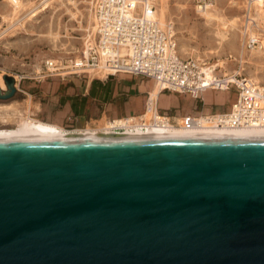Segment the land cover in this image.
<instances>
[{
    "label": "water",
    "instance_id": "95a60500",
    "mask_svg": "<svg viewBox=\"0 0 264 264\" xmlns=\"http://www.w3.org/2000/svg\"><path fill=\"white\" fill-rule=\"evenodd\" d=\"M0 264H264V136L0 139Z\"/></svg>",
    "mask_w": 264,
    "mask_h": 264
},
{
    "label": "built area",
    "instance_id": "2783aa9c",
    "mask_svg": "<svg viewBox=\"0 0 264 264\" xmlns=\"http://www.w3.org/2000/svg\"><path fill=\"white\" fill-rule=\"evenodd\" d=\"M211 0H198L197 12H205ZM264 0H244L240 19L241 44L245 50L264 49V20L257 15L256 7ZM156 0H93L92 14L94 30L84 45V54L79 59H70L64 66H57L55 60L44 62L45 72L35 76L18 75L16 80L33 79L54 75L93 74L107 79L118 75L137 76L150 80L159 87V94L168 92L188 95L195 102L205 103L203 94L207 91L232 93L233 99L226 110L220 112L184 114L183 127H197L201 116L213 121L215 126L226 128H264V86L243 78L237 71L211 74L192 58L180 56L173 23L161 26L155 14ZM209 68V67H208ZM63 72H60L62 70ZM212 71L215 72L213 67ZM1 72V69H0ZM3 73V72H1ZM151 117L146 120V111ZM144 112L125 115L123 124L112 126L116 118H107L101 127L92 124L88 135L120 136L125 128L133 125H166L180 127L177 113L158 107L146 92ZM99 122L100 121H96ZM65 132L77 135L83 126H64ZM85 131V130H83ZM85 133V132H83ZM97 136V135H94Z\"/></svg>",
    "mask_w": 264,
    "mask_h": 264
},
{
    "label": "rangeland",
    "instance_id": "374dc122",
    "mask_svg": "<svg viewBox=\"0 0 264 264\" xmlns=\"http://www.w3.org/2000/svg\"><path fill=\"white\" fill-rule=\"evenodd\" d=\"M42 1L0 0V32L18 18L29 12H36L34 16H25L21 24L10 27L0 39V69L3 72L0 74L13 77L35 76L45 72L44 62L47 59L55 60L57 66L62 67L66 61L82 56L85 42L94 30L93 0H52L41 10L43 5H38ZM197 2L198 0H167L165 19L173 22L180 56L214 67L215 74L237 71L243 78L252 79L264 86V49H244L241 54L240 19L244 0H211L207 12H212L216 19L205 18L202 12H197ZM241 56L246 61L243 64L240 62ZM169 94L166 91L160 93L159 108H166ZM179 96L180 106L171 109L179 118L184 117V114H197L194 106L204 113L226 110L233 99L232 93L208 91L203 94L205 103L202 105L186 95ZM31 105L32 99L19 91L9 99H0V115L7 113L13 116L7 117V121L0 117V128L18 127L19 116L22 115L37 118L31 112L32 108L29 109ZM187 106L192 107L188 112ZM106 120L107 118H103L100 123L92 122L86 127H93L94 123L100 124L96 125L99 127Z\"/></svg>",
    "mask_w": 264,
    "mask_h": 264
},
{
    "label": "crops",
    "instance_id": "0c3cea01",
    "mask_svg": "<svg viewBox=\"0 0 264 264\" xmlns=\"http://www.w3.org/2000/svg\"><path fill=\"white\" fill-rule=\"evenodd\" d=\"M16 84V91L32 99L31 112L57 126H88L103 118L142 112L146 92L154 86L152 81L137 76L118 75L103 79L90 74L16 80ZM179 99V95L170 93L164 109L178 108ZM190 108L187 106L186 112Z\"/></svg>",
    "mask_w": 264,
    "mask_h": 264
},
{
    "label": "bare ground",
    "instance_id": "6f19581e",
    "mask_svg": "<svg viewBox=\"0 0 264 264\" xmlns=\"http://www.w3.org/2000/svg\"><path fill=\"white\" fill-rule=\"evenodd\" d=\"M13 1V0H12ZM52 0H43L41 3H39L38 6L43 5V10L45 8V5L48 2H51ZM211 6V5H210ZM38 8V7H35ZM168 8L167 0H159L156 2V12H148L155 14V17L158 19L159 24L161 26L168 25L169 22L173 23L172 20H166L165 19V13ZM210 8V7H209ZM41 10H38L40 12ZM257 15H259L262 20H264V1L256 7ZM34 16L36 12H29L26 15L18 18L16 21L11 23L8 27H6L4 30L0 32V39L4 36V34L9 30L10 27H12L14 24H21L23 21V18L27 15ZM203 16L208 19H216L217 17L213 15L212 12H202ZM87 41L85 44L87 45ZM241 54L244 52L243 46H241ZM84 54V50H83ZM197 61V60H196ZM199 62V61H198ZM240 62L243 64L246 61L244 60L243 56L240 57ZM200 63V62H199ZM204 69L209 71L211 74H215L214 71H212L213 67L211 66H203ZM209 67V68H208ZM242 67V66H241ZM43 69V68H42ZM243 70V68H241ZM253 81L252 79H250ZM254 82V81H253ZM258 84V83H257ZM261 86V85H260ZM0 87L2 89L5 88V84L3 81V75L0 74ZM151 99L158 101V95H159V87L157 85H154L152 90L149 92ZM205 93V92H204ZM188 96V95H186ZM189 97V96H188ZM190 98V97H189ZM28 102V100H27ZM233 102V101H232ZM231 102V104H232ZM30 109V108H29ZM144 110V109H143ZM144 112V111H142ZM2 114V113H0ZM19 115V114H18ZM6 116V117H5ZM146 120H149L151 117V111L148 109L146 111ZM2 119H6L7 117H13L9 116L7 113L6 115H0ZM122 118V117H121ZM116 122H112V126H115L116 124H123L122 120H118L120 118H116ZM177 120L180 124V127H166V125H133L128 126L125 129V133L120 136H131V137H164V136H173V135H181V134H200V135H211V136H238V137H246V136H252V135H262L264 136V128H226L222 126H215L213 121H209L205 119L203 116L200 117L198 122L200 123L197 127H183L184 126V117H177ZM104 124H107L104 123ZM18 127L16 128H0V139H6V138H25L28 140H44V139H54V138H68V137H74L77 135H69L72 133L65 132L66 129L64 126H57L55 124L40 120L38 118H34V116L26 115V116H19V121L17 124ZM102 126V125H101ZM99 126V127H101ZM98 127V126H97ZM96 127V128H97ZM92 127H86V128H79L81 133H78V136H94L98 134H92L88 135L89 132H91ZM85 130V131H83ZM85 132V133H83ZM110 136V135H107Z\"/></svg>",
    "mask_w": 264,
    "mask_h": 264
}]
</instances>
